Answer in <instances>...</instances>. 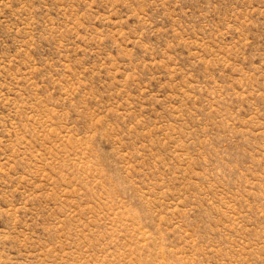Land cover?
Masks as SVG:
<instances>
[{
  "label": "rangeland",
  "instance_id": "374dc122",
  "mask_svg": "<svg viewBox=\"0 0 264 264\" xmlns=\"http://www.w3.org/2000/svg\"><path fill=\"white\" fill-rule=\"evenodd\" d=\"M0 264H264V0H0Z\"/></svg>",
  "mask_w": 264,
  "mask_h": 264
}]
</instances>
